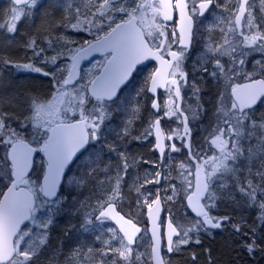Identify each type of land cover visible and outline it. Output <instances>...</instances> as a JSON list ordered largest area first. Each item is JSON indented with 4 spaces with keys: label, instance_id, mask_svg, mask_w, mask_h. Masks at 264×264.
<instances>
[{
    "label": "snow or ice",
    "instance_id": "snow-or-ice-1",
    "mask_svg": "<svg viewBox=\"0 0 264 264\" xmlns=\"http://www.w3.org/2000/svg\"><path fill=\"white\" fill-rule=\"evenodd\" d=\"M5 16L0 69L47 82L0 72V264L264 259V0H11Z\"/></svg>",
    "mask_w": 264,
    "mask_h": 264
},
{
    "label": "trees",
    "instance_id": "trees-1",
    "mask_svg": "<svg viewBox=\"0 0 264 264\" xmlns=\"http://www.w3.org/2000/svg\"><path fill=\"white\" fill-rule=\"evenodd\" d=\"M10 5L11 3L9 0H0V25H3L5 20L7 19V16H5V12L10 8ZM30 23L31 21H28L25 24H19L18 28L20 29V33H23L24 31L28 30L27 25ZM37 23H39V21ZM68 31L71 34L72 38L75 40H79L81 38V35H83V34L77 35L72 30H68ZM5 33H6V29L0 27V37H2ZM17 38L19 39V35L17 36ZM3 51L4 49L0 48V52ZM20 55H23V53H21ZM37 66H40L39 63L37 64ZM0 72L8 73L10 77L15 81H17L18 83L25 81H35L37 83L41 81H44L45 83L47 82L43 77L42 73H35V72H31L30 70L16 69L14 67H11V68L0 69ZM84 194L87 195L88 194L87 191H85ZM247 215L250 217H255L256 210L255 209L251 210L249 213H247ZM219 239L220 238L217 237V241H219ZM205 246H207V242H205ZM193 249L199 251V248L193 246V248L187 249L183 254H178L177 256L172 257V259L177 261L178 264H190V260L188 259L189 251ZM245 259L249 260L250 264H264V259H260L259 257L257 258V261H251L250 258L248 257H245ZM200 264H203V257H201Z\"/></svg>",
    "mask_w": 264,
    "mask_h": 264
},
{
    "label": "flooded vegetation",
    "instance_id": "flooded-vegetation-1",
    "mask_svg": "<svg viewBox=\"0 0 264 264\" xmlns=\"http://www.w3.org/2000/svg\"><path fill=\"white\" fill-rule=\"evenodd\" d=\"M257 58H259V56ZM250 64L251 63H249V65ZM162 99L163 98L161 97V102H162ZM193 127H194V130H199L201 132V130L203 129V127H206V122L204 123V125H199L198 124V125H194ZM177 143H178V141H177ZM133 147H134V150L136 151V153L138 155H143L146 160H158L159 159V153L155 152V154H154V150L151 149V146L150 145H146V146H143L142 147V146H140V144H134ZM174 156L176 157L177 154H174ZM152 167H154V166L151 165V164H144L143 167H141L139 169V171H137V167L136 166H133V169L129 173V175L130 176H133L135 174L136 175L139 174V175H142L143 176L144 169L147 168V169L150 170Z\"/></svg>",
    "mask_w": 264,
    "mask_h": 264
},
{
    "label": "rangeland",
    "instance_id": "rangeland-1",
    "mask_svg": "<svg viewBox=\"0 0 264 264\" xmlns=\"http://www.w3.org/2000/svg\"><path fill=\"white\" fill-rule=\"evenodd\" d=\"M233 2H234V0H233ZM256 2H257V4H258L259 0H256ZM216 35L218 36V32H217ZM192 55H193V57H195L196 53L193 52ZM258 56H260L259 53H254V54L250 57V61H249V63H251V60L258 59V58H257ZM250 66H251V64L249 65V67H250ZM204 134H205V133H204V131H203V129H202L201 132H200V135H204ZM133 146H134V145H133ZM174 157H175V156H174ZM175 159H176V160H182V159H184V156L181 155V154H177V156L175 157ZM137 175H139V174H137ZM137 175H136V174L133 175V176L128 175V176L126 177L128 183L131 184L132 181L135 179V177H136ZM140 176H142V175H140ZM125 191L127 192V185L125 186ZM128 200H134V193L132 194V196H129V197H128ZM123 211H124V212L129 211V209H128V207H127V200H126L125 203H124ZM134 214H135V213H134ZM143 219H145V217H144ZM145 242H147V238H145Z\"/></svg>",
    "mask_w": 264,
    "mask_h": 264
},
{
    "label": "water",
    "instance_id": "water-1",
    "mask_svg": "<svg viewBox=\"0 0 264 264\" xmlns=\"http://www.w3.org/2000/svg\"><path fill=\"white\" fill-rule=\"evenodd\" d=\"M9 1L11 2V0H9ZM160 91H161V92H163V90H162V89H161ZM157 153H158V152H157ZM163 214H164V213H163ZM145 219H146V217H145Z\"/></svg>",
    "mask_w": 264,
    "mask_h": 264
}]
</instances>
